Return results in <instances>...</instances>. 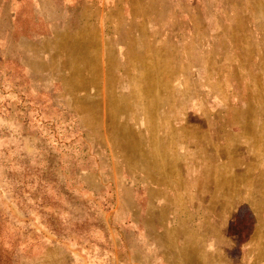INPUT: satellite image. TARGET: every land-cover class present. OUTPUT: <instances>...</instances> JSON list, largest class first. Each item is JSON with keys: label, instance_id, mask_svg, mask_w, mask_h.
Segmentation results:
<instances>
[{"label": "rangeland", "instance_id": "obj_1", "mask_svg": "<svg viewBox=\"0 0 264 264\" xmlns=\"http://www.w3.org/2000/svg\"><path fill=\"white\" fill-rule=\"evenodd\" d=\"M0 264H264V0H0Z\"/></svg>", "mask_w": 264, "mask_h": 264}]
</instances>
